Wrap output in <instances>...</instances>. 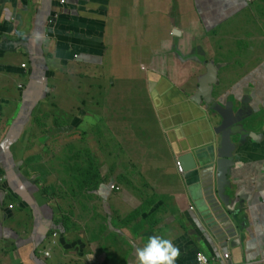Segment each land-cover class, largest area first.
Returning a JSON list of instances; mask_svg holds the SVG:
<instances>
[{"label": "crops", "instance_id": "obj_1", "mask_svg": "<svg viewBox=\"0 0 264 264\" xmlns=\"http://www.w3.org/2000/svg\"><path fill=\"white\" fill-rule=\"evenodd\" d=\"M255 1L0 0V264H136L150 235L179 247L176 264H264ZM58 124L69 132L49 136ZM75 131L94 173L71 204L28 163Z\"/></svg>", "mask_w": 264, "mask_h": 264}, {"label": "rangeland", "instance_id": "obj_2", "mask_svg": "<svg viewBox=\"0 0 264 264\" xmlns=\"http://www.w3.org/2000/svg\"><path fill=\"white\" fill-rule=\"evenodd\" d=\"M257 2H260L261 6L264 7V0H256L254 4H257ZM253 12L255 11L252 10L251 15H253ZM73 82L75 81L72 80L69 83ZM59 83L56 81L53 86L57 87ZM57 97H60V101ZM63 98V90H61V94H57L55 93V88H53V95H51L50 101L51 105L44 108V110L48 111L50 117L53 116L50 118L49 125L54 123L53 126H55V122H62L59 120H61V101ZM65 123H67V121H65ZM63 133L66 134V132ZM87 139L88 137H86L84 144L87 143ZM77 141H79V137L76 131L72 132L70 137H63L60 135L52 144L47 145V152L44 151L45 153L40 159L34 157L31 158L28 163L33 174H36V178L40 181L42 187H46L49 191L54 192V195L64 203H67L69 199L71 204H73L75 196H77L79 192H83L86 187L83 179V175H85V171L83 170L84 165L86 169H91L89 156L84 152L85 149L77 144ZM44 148L45 145L42 146L40 151L43 152ZM0 168H2V166H0ZM1 173L2 170L0 169V176Z\"/></svg>", "mask_w": 264, "mask_h": 264}, {"label": "clouds", "instance_id": "obj_3", "mask_svg": "<svg viewBox=\"0 0 264 264\" xmlns=\"http://www.w3.org/2000/svg\"><path fill=\"white\" fill-rule=\"evenodd\" d=\"M180 249L161 235H150L136 248V264H176Z\"/></svg>", "mask_w": 264, "mask_h": 264}, {"label": "built area", "instance_id": "obj_4", "mask_svg": "<svg viewBox=\"0 0 264 264\" xmlns=\"http://www.w3.org/2000/svg\"><path fill=\"white\" fill-rule=\"evenodd\" d=\"M176 164H177L179 171L182 172L183 167L178 159L176 160ZM114 188L115 187L112 186V189ZM115 189H118V187H116ZM11 208H13V206H11ZM229 260H230V255L228 252L223 253L219 257L208 256L204 252H199L196 255L197 264H229Z\"/></svg>", "mask_w": 264, "mask_h": 264}, {"label": "water", "instance_id": "obj_5", "mask_svg": "<svg viewBox=\"0 0 264 264\" xmlns=\"http://www.w3.org/2000/svg\"><path fill=\"white\" fill-rule=\"evenodd\" d=\"M178 159L184 170L193 169L196 165L192 154L189 152L180 155Z\"/></svg>", "mask_w": 264, "mask_h": 264}, {"label": "trees", "instance_id": "obj_6", "mask_svg": "<svg viewBox=\"0 0 264 264\" xmlns=\"http://www.w3.org/2000/svg\"><path fill=\"white\" fill-rule=\"evenodd\" d=\"M69 130H70V127H64V125L58 124L57 128L50 129L48 134H49V136H55L56 134H60V133H63V132L67 133V132H69ZM89 160H90V163H91V169H88V170L90 171V173H94V171L92 172L93 161H92L91 156H90ZM0 166H1V164H0ZM0 169L2 170V168H0ZM2 173H4L3 170H2ZM86 174H87V172L85 170V175ZM85 175H84V177H85ZM45 191H49V190L46 189Z\"/></svg>", "mask_w": 264, "mask_h": 264}]
</instances>
